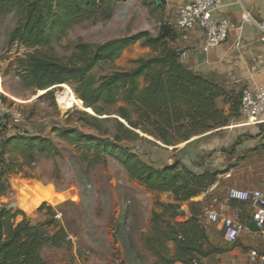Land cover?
Returning <instances> with one entry per match:
<instances>
[{"label":"trees","instance_id":"obj_1","mask_svg":"<svg viewBox=\"0 0 264 264\" xmlns=\"http://www.w3.org/2000/svg\"><path fill=\"white\" fill-rule=\"evenodd\" d=\"M115 4L116 0H0V18H14V26L6 35L7 45L34 49L16 59V70L25 87L46 90L68 84L76 96L74 101H81L92 112H81L79 120L84 126L99 129L111 118L116 127L112 139L84 133L75 126H53L52 132L74 146L88 167L111 157L139 185L150 191L170 193L173 202H155L162 212L152 211L154 235L147 239V244L158 245L167 252L165 244L173 241L174 253L161 258L163 261L193 264L197 260L201 264V259L222 251L208 242L200 219L202 202H190L187 219L179 223L171 220L176 215L184 216L180 205L206 191L225 170L196 173L179 159L155 166L143 158L147 151L137 141L174 147L223 126L228 117L216 100L233 96L186 66L180 59L181 50L174 45L175 32L167 24H161L155 35L141 30L103 43H77L65 61L54 55L55 41L84 20H109ZM136 42L151 52L133 60L130 68H118L115 61ZM99 66H105L109 72L95 77L93 71ZM239 97L240 92L233 104L239 106ZM10 131L6 129L5 136H0V193L7 192L10 173L39 158L58 154L47 135ZM37 212L49 216L51 210L43 201ZM167 213V220L162 219ZM51 226L52 217L32 222L21 210L1 205L0 264H51L44 251L68 244L66 230Z\"/></svg>","mask_w":264,"mask_h":264},{"label":"rangeland","instance_id":"obj_2","mask_svg":"<svg viewBox=\"0 0 264 264\" xmlns=\"http://www.w3.org/2000/svg\"><path fill=\"white\" fill-rule=\"evenodd\" d=\"M154 2L116 0L109 20H84L73 26L53 43L54 55L65 61L74 45L80 42L103 43L141 30L155 35L163 20L169 19L170 9L162 4L155 6ZM13 26V15L0 18V98L6 106L18 111L22 120L14 124L7 116L1 118L0 136H5L6 129L47 135L55 143L58 154L39 158L30 166L24 164L10 173L6 181L8 190L0 193V206L21 210L32 222L52 217V229L63 227L66 230L70 237L66 241L68 244L43 253L51 264H167L161 258L173 255L174 242L165 244L168 248L166 252L158 245L149 247L147 239L154 235L152 211L157 214L162 212L155 202H169L170 195L139 185L129 178L114 158L107 157L102 163L88 167L81 161L80 153L74 146L61 141L52 132L53 126H75L84 133L112 139L116 127L111 118L103 122L99 129L84 126L79 120L81 112H92L85 109L82 102L74 101L76 96L68 84L55 85L46 90L25 87L16 70V59L34 49L17 44L7 45L6 35ZM146 48L136 42L123 50L115 65L123 69L132 67L133 60L151 52ZM39 51L46 52L44 49ZM108 72L105 66H99L93 74L98 77ZM137 142L147 151L144 159L152 158L156 162L169 157L162 146ZM206 157L208 155L201 157L204 164H208L204 161ZM222 194L220 188L216 196H212L218 200ZM43 201L51 210L49 216L37 212ZM168 215L164 214L162 219L167 220ZM182 217L176 215L171 221L179 223L184 220ZM19 219L20 216H17L16 220ZM200 219L202 222L205 220L203 209Z\"/></svg>","mask_w":264,"mask_h":264},{"label":"crops","instance_id":"obj_3","mask_svg":"<svg viewBox=\"0 0 264 264\" xmlns=\"http://www.w3.org/2000/svg\"><path fill=\"white\" fill-rule=\"evenodd\" d=\"M221 1L222 6L213 12V16L228 20L232 28L223 42L207 51L202 49L201 28L194 26L182 30L175 26L176 10L184 0H167L163 4L170 11L169 19L163 20L162 24L173 28L176 35L174 45L186 52V66L216 82L233 96L232 99L219 97L216 100L218 107L227 115V122L174 147H163L169 153L165 160L155 162L150 158L148 161L161 166L179 159L196 173L225 170L217 175L215 183L206 191L180 205L179 210L184 213L182 219L190 216V202L196 201L202 202L204 217L205 211L210 208L219 214L218 222H209L205 217L203 224L210 245L222 251L201 259V264H258L250 258L249 252L253 249L264 255V223L258 230L252 229L249 223L255 210L253 205L227 199L226 191L228 187L235 186L257 188L264 192V113L254 122H246L239 112V106L233 104V99H238L242 88L264 86V42L259 39L258 27V22L264 18V0ZM246 13L251 17L250 21L243 19ZM15 130L11 129L10 132ZM204 155H208L204 160L208 164L201 160ZM225 173L229 176L225 177ZM220 188L223 194L217 200L213 196ZM168 194V201L172 202L173 198ZM224 217L233 218L246 226V230L233 243L224 239L221 228Z\"/></svg>","mask_w":264,"mask_h":264},{"label":"built area","instance_id":"obj_4","mask_svg":"<svg viewBox=\"0 0 264 264\" xmlns=\"http://www.w3.org/2000/svg\"><path fill=\"white\" fill-rule=\"evenodd\" d=\"M167 2V0H166ZM222 6L221 0H184L177 8L175 17V26L179 29H190L194 26L201 28L203 32L204 51L223 42L227 37L229 30L232 28L231 23L224 18H215L213 12ZM243 19L250 21L249 14H244ZM260 29V40L264 42V18L258 22ZM186 52L180 51V59L184 61ZM1 91V90H0ZM239 112L246 122H254L261 114L264 113V86L254 88L244 87L240 91ZM8 117L14 124L22 120L18 111L12 110L4 104L0 98V118ZM225 177L229 174L225 173ZM226 197L229 200L239 202H250L254 207L252 220L261 227L264 223V192L257 188L244 189L235 186L227 188ZM205 217L209 222L215 223L220 220L219 214L215 209L205 211ZM221 228L224 239L228 243L236 241L238 236L246 230V226L230 217L221 219ZM70 239L69 236L66 238ZM250 258L258 264H264V255L259 254L256 250H250ZM174 264H181L175 262ZM193 264H200L194 261Z\"/></svg>","mask_w":264,"mask_h":264},{"label":"water","instance_id":"obj_5","mask_svg":"<svg viewBox=\"0 0 264 264\" xmlns=\"http://www.w3.org/2000/svg\"><path fill=\"white\" fill-rule=\"evenodd\" d=\"M163 5L166 4V0H155V6L157 5ZM81 102V101H80ZM249 226L254 229V230H258L259 226L256 224V222L254 220L250 221Z\"/></svg>","mask_w":264,"mask_h":264}]
</instances>
